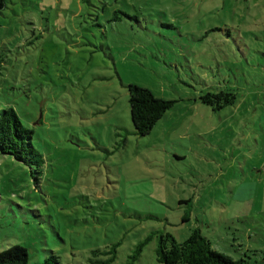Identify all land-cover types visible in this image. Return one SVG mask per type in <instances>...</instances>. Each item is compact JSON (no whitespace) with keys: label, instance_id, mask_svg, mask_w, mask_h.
Returning <instances> with one entry per match:
<instances>
[{"label":"rangeland","instance_id":"obj_1","mask_svg":"<svg viewBox=\"0 0 264 264\" xmlns=\"http://www.w3.org/2000/svg\"><path fill=\"white\" fill-rule=\"evenodd\" d=\"M4 1L0 109L34 131L44 165L35 175L0 156V252L158 264V232L183 242L199 229L213 250L259 264L264 0ZM130 84L175 101L144 136ZM226 89L233 105L202 104Z\"/></svg>","mask_w":264,"mask_h":264},{"label":"trees","instance_id":"obj_2","mask_svg":"<svg viewBox=\"0 0 264 264\" xmlns=\"http://www.w3.org/2000/svg\"><path fill=\"white\" fill-rule=\"evenodd\" d=\"M5 1L0 0V10ZM130 117L133 135H147L154 125L174 105L173 100L155 97L153 93L140 86H127ZM235 94L231 90L206 92L200 97L202 104L211 106L218 111L235 102ZM34 131L24 125L12 107L0 109V156H9L14 161L28 167L35 175L42 173L44 159L34 145ZM142 244L137 247L141 251ZM115 250L113 251V254ZM155 257L158 264H257L246 260H233L211 248L209 240L199 229H194L183 242H177L169 233L158 232ZM114 255L108 262L112 261ZM107 260L102 261L105 264ZM29 257L26 248L13 245L0 252V264H28ZM61 264L57 255L49 252L42 263ZM259 264H264V256Z\"/></svg>","mask_w":264,"mask_h":264}]
</instances>
